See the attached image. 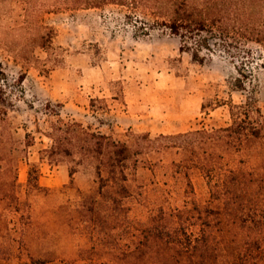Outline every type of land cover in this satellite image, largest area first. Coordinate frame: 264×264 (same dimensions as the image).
Instances as JSON below:
<instances>
[{
    "label": "rangeland",
    "instance_id": "374dc122",
    "mask_svg": "<svg viewBox=\"0 0 264 264\" xmlns=\"http://www.w3.org/2000/svg\"><path fill=\"white\" fill-rule=\"evenodd\" d=\"M88 1L98 0H0V67L12 99L0 121L7 140L0 146V264H150L166 252L152 227L189 199L188 179L170 170L174 154L143 148L124 194L102 187L88 164L49 162L40 154L52 143L43 134L47 101L60 105L63 119L133 148L148 144L143 134L228 125L227 107L216 105L229 99L252 95L264 111L263 49L252 47L259 65L247 90H232L237 70L229 58L214 53L196 62L163 26L145 35L126 7ZM27 132L34 144L24 147ZM31 164L38 185L28 182ZM189 180L204 204L205 178L193 168Z\"/></svg>",
    "mask_w": 264,
    "mask_h": 264
},
{
    "label": "trees",
    "instance_id": "16d2710c",
    "mask_svg": "<svg viewBox=\"0 0 264 264\" xmlns=\"http://www.w3.org/2000/svg\"><path fill=\"white\" fill-rule=\"evenodd\" d=\"M102 4L126 7L128 20L143 23L145 35L151 28L163 26L180 39V50L190 53L196 62L203 63L214 53L229 58L237 70L230 82L232 90L246 91L251 83L255 65H259L251 61L252 47L264 50V0H98L85 5ZM258 55L263 64L262 54ZM6 81L0 67V121L12 105ZM222 105L230 117L226 126H203L153 139L143 134L148 144L133 148L81 122L63 119L56 109L60 105L47 101L43 112L48 125L43 134L52 143L40 154H46L49 162L68 157L75 165L88 164L95 169L102 187L117 188L122 194L127 192L128 173L136 170L143 148L174 154L178 159L171 161L170 170L188 179L189 199L182 208L163 214V225L152 227L153 240L159 241L166 252L150 264H264V111L252 95L241 103L229 99L216 106ZM6 143L0 134L2 150ZM33 144L34 135L27 132L23 145ZM32 166L28 182L38 185ZM193 168L206 180L208 199L204 204L193 196L189 180ZM75 171L74 167L70 174ZM42 263L41 259L31 258L30 264Z\"/></svg>",
    "mask_w": 264,
    "mask_h": 264
}]
</instances>
